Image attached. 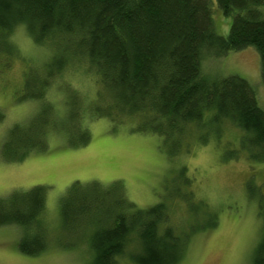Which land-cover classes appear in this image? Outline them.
<instances>
[{"label": "trees", "instance_id": "16d2710c", "mask_svg": "<svg viewBox=\"0 0 264 264\" xmlns=\"http://www.w3.org/2000/svg\"><path fill=\"white\" fill-rule=\"evenodd\" d=\"M214 1L232 18L226 37L214 31L212 0H0V53L8 52L7 39L18 28H24L36 44L53 45L42 73L31 69L25 73L18 99L40 102L42 109L33 126L8 132L2 158L20 162L46 148L50 123L42 102L45 92L71 62L84 61L96 78L101 99L92 103L90 118H141L137 131L161 135L177 149L186 126L203 127L211 114L208 123L230 121L242 132L239 143L247 158L264 163V111L254 89L238 76L215 81L202 70L209 54L220 58L253 47L260 57L264 84V0ZM66 105L61 128L70 141L80 136V141L71 142L73 146H85L89 133L78 122L76 98ZM3 119L0 110V122ZM46 194L45 188L35 187L0 198V226L21 228L18 250L24 255L47 250ZM259 216L263 233L252 264H264V206L260 204ZM60 217L64 234L90 227L92 264H119V258L130 255L136 239L139 252L130 255V264L181 260L182 245L173 230L166 227L159 233L167 217L165 204L135 210L117 186L105 190L96 183L72 185L61 198ZM76 245L59 240L62 249Z\"/></svg>", "mask_w": 264, "mask_h": 264}, {"label": "rangeland", "instance_id": "374dc122", "mask_svg": "<svg viewBox=\"0 0 264 264\" xmlns=\"http://www.w3.org/2000/svg\"><path fill=\"white\" fill-rule=\"evenodd\" d=\"M210 8L215 33L226 37L232 18L214 0ZM7 42L8 52L0 53L4 117L0 122V198L35 187L47 190L43 218L48 247L40 255H24L18 250L21 228L0 226V264H92L90 227L64 234L60 217V201L67 190L75 184L88 187L92 183L105 190L117 186L135 210L147 211L164 203L167 217L159 233L166 227L173 230L182 245L178 264H252L263 233L259 204L264 206V163L247 158L238 128L230 121L208 123L211 114H207L205 126H186L187 133L175 149L161 135L137 131L141 118H90L92 103L101 100L96 78L84 61H73L54 79L42 100L50 123L45 131L46 148L20 162L6 161L1 149L8 132L13 127L33 126L42 109L40 102H18L25 73L29 69L42 73L53 54L50 42L36 44L24 28L16 29ZM202 70L215 81L229 76L247 81L264 111V84L255 48L220 58L209 54ZM71 97L76 98L78 122L89 133L85 146H73L71 142L80 141V136L70 141L61 128ZM59 240L77 245L62 249ZM132 248L130 255L139 252L137 239ZM130 255L119 258V264H130Z\"/></svg>", "mask_w": 264, "mask_h": 264}]
</instances>
